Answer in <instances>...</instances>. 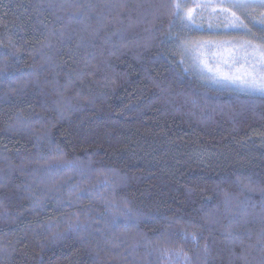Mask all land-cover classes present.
<instances>
[{"label":"trees","instance_id":"1","mask_svg":"<svg viewBox=\"0 0 264 264\" xmlns=\"http://www.w3.org/2000/svg\"><path fill=\"white\" fill-rule=\"evenodd\" d=\"M177 3L0 0V264H264V96L190 69Z\"/></svg>","mask_w":264,"mask_h":264},{"label":"rangeland","instance_id":"2","mask_svg":"<svg viewBox=\"0 0 264 264\" xmlns=\"http://www.w3.org/2000/svg\"><path fill=\"white\" fill-rule=\"evenodd\" d=\"M191 1L198 5L193 8L181 4L182 18L187 23L180 27L188 37L182 42L181 51L190 69L214 88L264 96V46L249 41L252 31L234 21L231 13L236 14L235 9L226 11V3L233 0ZM246 2L264 5L262 0ZM257 10L264 11V7Z\"/></svg>","mask_w":264,"mask_h":264},{"label":"snow or ice","instance_id":"3","mask_svg":"<svg viewBox=\"0 0 264 264\" xmlns=\"http://www.w3.org/2000/svg\"><path fill=\"white\" fill-rule=\"evenodd\" d=\"M262 2H264V0H262ZM178 9L181 8V5L179 3H177L175 5ZM250 6L246 0H233L232 2V7H247ZM226 11H230V9H226ZM231 15L238 20L239 17H236V14L234 12L231 13ZM188 18H191V13H188ZM261 90H264V87L261 88Z\"/></svg>","mask_w":264,"mask_h":264}]
</instances>
